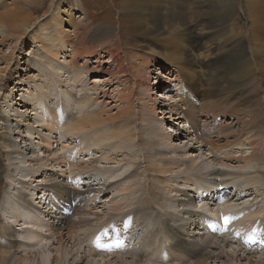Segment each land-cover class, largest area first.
Masks as SVG:
<instances>
[{"label": "bare ground", "instance_id": "6f19581e", "mask_svg": "<svg viewBox=\"0 0 264 264\" xmlns=\"http://www.w3.org/2000/svg\"><path fill=\"white\" fill-rule=\"evenodd\" d=\"M42 1L43 0H21V2H17L13 0L10 5H6L7 7L5 8V4H0L1 7L4 8V11L0 13V29L7 30V34L5 33L2 38L3 42L8 41V38L14 36V33L16 32L21 33L20 35H15V37L19 39L21 35H25L26 30L30 28V25H33L34 27V24L36 23L32 22L34 18L31 17V12L33 13L35 11H39L41 9L40 2ZM53 1L54 0L50 1L48 8H55L53 7ZM189 1L190 0H127V5L125 4L122 10H120V13L118 12L119 16L117 27L119 29L118 32L121 31L120 28L122 27L124 30V37L128 36L124 39L122 44L121 42L120 44L129 50L136 51L137 56L141 58V62H144L147 58L151 60L155 59L157 62L163 61L165 64L174 67V69L179 68L180 75L182 74L190 78V81L188 80V84L186 86H181L180 89L178 88V96L180 98L179 102H181L180 104L184 108L180 109L181 111L178 110L176 112L177 116L175 121L180 124L181 120H184L183 122H186L189 125L187 132H189L188 134L192 138L190 141H195L194 144L199 143V148L197 146L194 152H190L191 147H187V145L181 148L180 146H173V141H170L171 137L165 135L166 130H168L167 126H164L165 129H162L163 126L160 128V124L163 125L166 120L170 119L168 116L169 111H167L169 109H167L168 106L156 109L152 116L151 109L156 105V102L152 101L151 103L149 101H140V107H138L136 111L132 106L131 107L133 109L129 108V106L124 109L121 107V109H118L112 116L106 117L105 115V117H103L102 111L95 112L96 109L94 110V107H97V104H93L94 106L92 105V94H88L89 88H87L86 82L84 83V81H82V78L87 73L86 68L78 67L76 68L77 72H72V70L69 72V69L63 70V62L58 63L55 58L48 56L47 54H45V58L47 59L46 65L49 66L51 61L54 65H56V67L50 70L52 78H55V84L60 82L59 78L62 77L61 75H76L75 77L77 80L74 81L73 85L69 86L74 87L75 85H78L82 87L80 90L82 95H80L76 101L77 112H81V114L79 117H72L68 121L60 124L55 123L57 119L68 113L66 107L69 105L68 97L70 96L67 95L68 92H66V89H60V91L56 94V103L54 102L56 104L57 116H48V114H51L53 111L50 110L51 107L49 105L43 102L46 100L47 96L41 94L39 95L38 100L37 94L34 95V100L40 103L39 112H41V114H34V122L38 124V127L40 128L45 127L50 133H57L59 138H62V140L67 137H77L80 134L82 135L84 131L86 133V130L91 129L95 134H97L96 137L97 139H100L99 142H107L112 145L113 148L111 151H114L112 152L113 154L115 152H119L123 148L130 149L132 145L138 144L139 150L141 151L140 154L142 153L140 157L143 158V162L142 160H139V164L141 166L143 165L141 167L142 173L146 171L147 174H149L152 178L151 181L153 185L157 182L162 184V175L172 172L173 170L171 167L176 166L175 168H180V171L178 172V179L183 180L184 178V180H189V177L191 176L195 179L201 180L202 183H216V185H211L209 188L214 189L215 193L212 194L217 195L216 190L218 188L222 187L223 189L229 187V194L233 191V193L237 194L240 199L242 197L248 198V196L251 195L249 192L250 189H252L250 191L253 193V186L256 190L257 188L259 190L262 186L259 178L264 169V149L262 150L261 155V149L257 146V140L264 138V116L259 118L258 115L254 113V109L250 107V103H248V105L246 104L245 107H242L243 95H241V93H245L243 88H245V90L246 88L251 89V93H254V91L252 92V89L256 86L260 87L261 82L264 81V68L261 74L259 73V76L255 74L256 69H258L257 61L255 60L254 65L251 63V52H246V49L242 44V39L236 38L231 29H228V27L232 24L231 22L234 20L239 21V17L242 14V7L236 3L237 0H192L194 3L197 2L200 4H197L198 7L194 5L196 7H193L194 10L197 8L198 11L204 9V12L201 11V14L198 12L199 15L195 12L197 19L190 22L188 20V15L190 14L191 9H189L190 7L187 8ZM251 1L250 7L248 6L254 17L251 22L254 23L255 27H257L255 23L258 22V19H261L263 20V25H260L264 28V0ZM25 9H30V11H26ZM191 12H193V10ZM60 14L61 12L59 9L56 13H53V15H47V13H44L43 16L47 20L40 25V36H43L46 40L42 39V41L55 44L52 48L49 47L53 49L52 55L58 53L60 54L58 55V58H63L62 54L65 55V53L69 51L67 47L72 48L74 54L77 56H91L97 50H104L105 52L112 54L111 62H118L119 55L115 52H120L123 48L117 47L116 51H113L112 49L117 45L118 41H120L117 30L109 25H96L95 27H92L91 24L84 25L82 23H78V25H74L72 31L73 37L70 39V36H68L65 32L63 33L58 30L55 31L54 29L57 28V22L61 24L59 17ZM202 26L203 28H209V30L212 29L210 30V34L197 35L195 32L196 29H199ZM215 30L219 32L215 33ZM254 30L256 31V29ZM255 31H253V33ZM259 32L256 34L259 35ZM155 40L157 41L155 42ZM210 40L217 42L216 44L211 43ZM2 41H0V43ZM207 43L212 45V47H209L208 49ZM153 44H156L161 50L152 51L151 49L153 48ZM256 45L257 44H255V46ZM150 46L152 47L150 50L147 49V51H143ZM15 50H17L16 45L11 48L10 54L7 56L8 61L14 55ZM195 50H197L196 52L199 54H202L203 51H205V53H222L223 51L224 57L226 58L214 56L213 60L210 62L199 63L196 60L197 55L193 54ZM256 55L253 51L252 57L254 58ZM1 56L2 55L0 53V59ZM229 56L231 58L234 57L235 60L237 59L238 64H236V66L235 64H228L229 60L227 58ZM75 62L76 60L74 59L73 63ZM260 63L259 65H263ZM256 64L257 68H255ZM239 66H241L242 69H239ZM236 67L239 69V72ZM230 69L235 70L236 73L234 74ZM205 75L207 76L205 77ZM203 77H205V79H203ZM151 80L152 79H147L146 82H150ZM203 80H206V85L202 83ZM196 84H200L201 87L205 86L204 93L201 95H198L197 93L195 94ZM97 89H94L93 92L96 93ZM250 98L251 96H248L246 99L252 101ZM118 101L120 103H127L129 102V99L125 97L123 98V96L120 95ZM168 101H170V99ZM219 104L228 105L230 108L228 109L227 114L234 116L233 121L228 124L229 126L224 130V133L222 132V135L220 133L221 136L219 137L214 136L213 140H208L209 138L206 139L205 137H201V135L199 136L201 133H198L197 131L195 134L196 120L199 119V117H204L209 108H211L212 112H214L215 117L219 116V113H217L219 109H217V106ZM170 105L172 108L178 107L177 104H172L171 101ZM92 108L93 110H91ZM226 108L227 106L225 109ZM179 112H181V114H179ZM236 123L238 125L240 123L239 129L237 130L234 129ZM172 124L176 125L175 122ZM202 124L204 125V123ZM1 133L0 160L2 158H8L11 154H22L15 144V140L12 141L11 136H9V128L7 126L1 130ZM192 133H194V135ZM234 142H238L239 146H243V143L246 142V144L251 148L250 153L248 155H233L231 149L227 147L233 145ZM255 142L257 147L254 145ZM107 145L108 144H106L105 147H107ZM201 146H207L206 148L210 150L213 155H218L219 152H225L223 153L224 159L220 162H216L217 156L213 157L210 153L208 154V158H201ZM258 149H260V151H258ZM139 150L137 151L139 152ZM30 153H33V151ZM171 153H173L172 156H175L176 159H174V157L166 158L167 155ZM151 159L153 161H151ZM52 160L57 167L68 166L69 169L75 168L80 172L95 169L92 164L87 165L85 162L76 164L74 160L67 162H64V160L59 161L55 158ZM46 166L53 168L52 163L47 164L42 162L37 167L46 168ZM143 169L145 171H143ZM1 170L2 165L0 164V187L3 180V172H1ZM74 173L75 170H70L69 175L72 176V180L74 179V181H77L79 176L77 174L73 175ZM100 173H103L104 175V172ZM100 173H98L99 176ZM51 175L54 176V178H50L48 180V187L55 190L59 195L61 194L64 199H62V205L60 208L57 209L58 215L56 217L57 219L54 220L55 224L54 221L52 222L54 227L51 232L55 234L57 240V255L51 259L53 264H117V262L118 264H123V262H126L129 258L132 260V264H143L145 262V257L138 245L137 248H132H136L134 249L135 256L127 250L126 244H129V250H131L130 245H132L128 242L127 236L126 238H122L124 243L121 245L118 244V248L117 243H119L118 241L120 240L118 235H116V238H114L112 242L105 243L102 241L98 244L100 237L96 234H98L101 230L102 225L105 223L104 220L98 217L96 219V223L92 224V220L85 218L83 215V213H86L87 210L83 211L84 207L81 206L83 198L81 199L82 194L77 191L78 189L76 190L75 187L71 188L67 185L65 180L62 179V177H59L61 175ZM153 175H155L156 178H154ZM176 190V193L179 194L177 197H180L177 199L176 194L173 195V198H176L173 202H179V207H181L180 214H182L181 217H177L175 215V208L173 206L169 205L172 212H166L163 208L158 207L156 203L153 202L158 198V196L155 195L152 190L145 191V195L142 198L144 205L137 203L138 207H140L138 209L142 210L145 207L151 208L153 205L154 210L162 213L167 219V226L170 225L169 223H172L170 228L173 234L171 231L170 232L174 236V239L171 240L173 241L171 243L172 249H170L172 250L171 254L178 252L180 254L183 253V255H187L188 259L190 258V264L217 263L220 260L230 264H235L238 261H245L247 264H264L263 259H257L252 262L249 259L250 253H246L243 257V255L239 253L240 250L236 251V249H234L231 250L230 253L225 251L227 243L230 241H228L230 237L234 240V242L241 241L244 244L247 242L246 245H248V242L252 241L254 236L261 230V225H264L263 208L253 214L252 212L249 213V207H247L244 212L242 208V212H240L241 209H239V211L237 205L232 204L231 206L218 207L217 209L206 208L205 204L201 205L200 203L199 207H193V200H191L187 194H183L184 191L182 192V189L178 188ZM90 197L93 196L91 195ZM163 197L164 196L161 195L159 199H163ZM255 197L252 200H255ZM262 197L264 198V194ZM240 199H237L236 201H239ZM93 201V198H90V202L88 201L84 203L85 207H89L90 203ZM0 202H3V199H1ZM134 208L137 209L136 206ZM118 209L119 207L116 206L111 210L115 213L116 211H119ZM205 210H207L206 213ZM204 213L205 216L203 215ZM16 214H18V212L14 214V217H16ZM192 214L197 215L199 220L191 221L192 219H190V217ZM74 215H77V217L75 216L76 218H73ZM143 215L145 216V214ZM208 215L210 218L206 217ZM216 215H220L222 217L221 231L211 234L207 225L213 221L215 223V219L218 218ZM19 217L21 216L19 215ZM194 221L198 223L195 224ZM217 223H219V219L217 220ZM199 224L201 225L200 227ZM173 225H177L178 228L175 227L176 229H174ZM166 228L167 227H165V229ZM91 229H93V231ZM0 231L4 235L3 240L0 239V264H19L18 260L20 257H17V252L14 249L15 241L12 238L13 233L11 228L9 229L8 226H0ZM87 231H92V233L90 232V235H84L83 233ZM136 233H133V235L136 236ZM158 233V231L142 233L143 235H140L139 239H143L142 244L146 246V249L155 251L153 254L155 257L163 259L164 254L161 253V245L158 248V241L155 243L154 239V235ZM102 234H106V232H102ZM34 237L39 238L40 235H35ZM100 239L102 240L103 238ZM258 239H260V245H262L261 237H258ZM39 241L45 243L43 238H39ZM90 241H92L93 244L91 246H86ZM65 242L66 244H64ZM223 243H226V245ZM85 246L87 247V250H85ZM115 249L122 252L124 251L126 254H115ZM127 252L130 254H127ZM82 253L93 257L101 256L106 253V255H110L112 259H105V257L99 259V261L97 260V262L90 260L84 261L83 258L86 257H83L85 254L81 256ZM88 255L86 256L88 257ZM120 255H123V257H116ZM124 255L126 257H124ZM165 258L169 261L170 257L167 255Z\"/></svg>", "mask_w": 264, "mask_h": 264}, {"label": "rangeland", "instance_id": "374dc122", "mask_svg": "<svg viewBox=\"0 0 264 264\" xmlns=\"http://www.w3.org/2000/svg\"><path fill=\"white\" fill-rule=\"evenodd\" d=\"M11 1L13 0H0V4H5V8L10 5ZM15 1L21 2V0ZM50 1L51 0H43L40 2L41 9L33 13L31 12V17L34 18L32 22H35L36 24H34V27L33 25H30V28L26 30L25 35H21V37L23 36L22 38L20 37L17 39L15 35H20L21 33L16 32L14 33V36L8 38V41L3 42L2 38L5 33L7 34V30L0 29V41H2L0 43V53L2 55L0 59V137L2 134L1 130L7 126L9 128V136H11L12 141L15 140V144L19 148V151L22 152L20 155L11 154L8 156V158H2L0 160V164L2 165L1 172H3V180L0 187V200L3 199V202H0V226H8L9 229L11 228L13 233H11L12 238L15 241L14 249L17 252V257H20L18 260L19 264H53L51 259L57 255V240L55 234L51 231H53L52 228L55 224L54 220L57 219V209L62 205L63 198L61 194L59 195L55 190H52L50 187H48V180L50 178H54V176L51 174H56L58 176L61 175L59 177H62L67 185H69L71 188L75 187V189H78L77 191L82 194L81 199L83 198V201L81 206L84 207L83 211L87 210L88 212L83 213L85 218L92 220V224L96 223V219L98 217L104 220L105 223L102 225L98 234H96L97 236L99 235L100 238H103L102 240L99 238L98 244L102 241L105 243L112 242L113 239L116 238V235H118L120 238L118 241L119 243H117L118 248V244L121 245L124 243L122 238H126L127 236L128 242L132 244L130 245L131 250H129V244H126L127 250L135 256L134 249H136L138 245L145 257V262L143 264L191 263L190 258L188 259V256L183 255V253L180 254L176 252L171 254L172 250L170 249H172L171 243L173 242L171 240L174 239V236L172 235L173 232L170 228L172 223H169L170 225L167 226V219L162 213L156 212L153 205L151 208H143L144 211L142 209H138L140 207H138L137 203L144 205L142 198L144 197L146 190H152L153 193L158 196V198L153 202L156 203L158 207L163 208L164 211L172 212L169 207L173 206L175 208L174 213L177 217L182 216V214H180L181 207H179V202H173L176 198L178 199L180 197H177L179 194L176 193V189L178 188L182 189V192L184 191L183 194H187V196L193 200V207H199L200 203L201 205L205 204L206 208L217 209L218 207L231 206L232 204L237 205L238 210L241 209V211L239 210L240 212H242V208L244 212L246 208L249 207V213L252 212L253 214L257 213V211L262 208L264 209V198L262 197L264 194V169L261 172L259 178L262 184L261 188H259V190L257 188V191L253 186V193L250 191L252 189L249 188L251 195L249 194L250 196H248V198L242 197L240 199V197L233 193V191H231V194H229V187L223 189L222 187L218 188L216 190L217 195L212 194L215 193V191L214 189L212 190L209 188L211 185H216V183H202L201 180L195 179L191 176L189 177V180H184V178L183 180L178 179V172L180 171V168L177 169L175 168L176 166L171 167L173 170H171L172 172L162 175V184L157 182L153 185L151 181L152 178L149 176V174H147L144 169L143 171L145 172L142 173L141 167L143 165L141 166L139 164V160H142L143 162V158L140 157L142 153L140 154L141 151L139 150L138 144L132 145L130 149L123 148L119 152H115L113 154L112 152L114 151H111L113 148L112 145L107 142H99L100 139H97V134H95L91 129L86 130V133L84 131V134L82 133V135L80 134L77 137H67L62 140V138H59L57 133L53 134L50 133L45 127H38V124L34 122V114H41V112H39L40 103L36 102L33 98L35 94H37L38 100L39 95L41 94L47 96L46 100L43 102L49 105L51 107L50 110L53 111L51 114H48V116H57L55 104L56 94L60 91V89H66V92H68L67 95L70 96L68 97L69 105L66 107L68 113L57 119L55 121L57 124L68 121L75 116L79 117L81 114V112H77L76 101L80 95H82V92L80 91L82 87L78 85H75L74 87L69 86L73 85L74 81L77 80L75 77L76 75H61L62 77L59 78L60 82L55 84V78H52L50 70L56 67V65H54L52 61V63L50 62L49 66L46 65L47 59L45 58V54H47L48 56L55 58L58 63L63 62V70L69 69V72H71V70L72 72H77L76 68L78 67L86 68L87 73L82 78V81H84V83L86 82L87 88H89L88 94H92V105L97 104V107H94V110L96 109L95 112L102 111L103 117H105V115L106 117L112 116L117 112L118 109H121V107L123 109L128 106L129 108L133 107L136 111V109L140 107V101H149L151 103L153 101L156 102V105L151 109V115L154 114L156 109H161L166 106H168L167 109L169 108L167 111H169L168 116L170 119L166 120L163 125L160 124V128L163 126L162 129H165L164 126H167L168 130H166L165 135L171 137L170 141H173L172 145L180 146V148L187 145V147H191L190 152H194L197 146L199 148V143L194 144L195 141H190L192 138L188 134L189 132H187L189 125L186 122H183L184 120H181L180 124L179 122L175 121L177 116L176 112L178 110L181 111L180 109L184 108L181 106V102H179L180 98L178 96V91L181 86H186L188 84V80L190 81V78L182 74L180 75L179 68L174 69V67L165 64L163 61L157 62L155 59L151 60L147 58V60L141 62V58L137 56L136 51L129 50L125 46L121 45L124 39H126L128 36L124 37V30L122 27L120 28L121 31L118 32L119 29L117 27V21L120 10H122L124 5L127 3V0H54L53 7L55 8L51 9L48 8ZM189 2L187 4V8L190 7L189 9H191V11L193 10V12L190 11V14L188 15V20L190 22L194 19H197V15L201 14V11L204 12V9L198 11L197 8L196 11L193 7L197 6L198 3H194L192 0ZM250 2L252 1H236V3L242 7V14L239 17V21H232V24L228 27V29H231L236 38L242 39V44L246 49V52H251V63L254 65L255 60L257 61L258 69H256L255 74L259 76V73L261 74L264 68V28L261 27V25H263V20L261 19H258V22L255 23L257 27H255L254 23L251 22L254 17L249 9ZM4 8L0 5V13L4 11ZM30 9L25 10L30 11ZM58 9L61 12L59 16L61 24L57 22V28L54 29L55 31L58 30L62 31L63 33L65 32L68 36H70V39L73 37V27L74 25H78V23H82L84 25L91 24L92 27H95L96 25H109L117 30L120 41H118L117 45L112 49L113 51H116L117 47L123 48V50H120V52H115L117 55H119L118 62H111L112 54L105 52L104 50H97L91 56H77L74 54L72 48L67 47L69 51L65 53V55L62 54L63 58H58V55H60L58 53L52 55L53 49L51 48L55 44L42 41V39H45L43 36H40V25H42L47 20L43 16L44 13H47V15H53V13H56ZM198 12L200 13L198 14ZM254 29H256V31ZM208 30L209 28H203L202 26L199 29H196L195 32L197 35H208L212 29L209 31ZM253 31L255 32L253 33ZM217 32L219 31L215 30V33ZM257 32H259L261 35L256 34ZM253 39L254 43L256 42L255 44H257L256 46L253 43ZM156 41L157 40H155V42ZM210 41L211 43L215 44L217 42L212 40ZM207 44L206 45L208 46V49L209 47H212V45L209 43ZM15 45L17 50L14 51V55L8 61L7 56L10 54L11 48ZM151 48L152 47L150 46L143 51H147V49L150 50ZM151 50L158 51L161 49L158 48L156 44H153V48ZM196 51L197 50H195L193 54L197 55L196 60L199 63L210 62L213 60L214 56L226 58L224 57L223 51L222 53H205V51H203L202 54H199ZM253 51L255 55L257 54V58L252 57ZM74 59L76 60L75 63H73ZM227 59L229 60V65L235 64L236 66V64H238L237 59L235 60L234 57L231 58L229 56ZM259 63L263 65H259ZM255 68H257V64ZM236 69L239 72V69H242V67L239 66V69L237 67ZM230 70L234 74L236 73L235 70ZM206 76L207 75H205V77ZM205 77H203V79H205ZM147 79L152 80L150 82H146ZM202 83L206 85V80H203ZM204 87L205 86L201 87L200 84H196L195 94L197 93L198 95H201L204 93ZM94 89H97L96 93L93 92ZM253 89L252 92L254 91V93H251V89L246 88L245 90V88H243L246 94L244 92L241 93V95H243L242 107H245L246 104L248 105V103H250L249 105L254 109V113L257 114L259 118H261L264 116V81L261 82L260 87L256 86ZM120 95H122L123 98H128L129 102L120 103L118 101ZM248 96H251L250 100L252 101L246 99ZM169 99L172 104H177L178 107H170L171 105L170 101H168ZM252 105L255 106L253 107ZM226 106L227 108L225 109ZM229 108L230 107L228 105L219 104L217 106V113H219V116H216L218 118L214 116V112H212L211 108H209V111L207 110V113L204 117H199V119L196 120L197 127L195 125V134L197 131L198 133H201L199 136L201 135V137H205L206 139L209 138L208 140H213L214 136H221L222 132L224 133V130L229 126L228 124L232 122L234 118L233 115L227 114ZM91 110H93V108ZM179 114H181V112H179ZM174 122L176 125L172 124ZM199 122L201 124L204 123V125H201ZM239 125L236 123L234 129H239ZM134 129L137 130L136 128ZM192 134L194 135V133ZM106 144H110L109 147L108 145L105 147ZM257 144L258 148L261 149V151L260 149H258V151H260L262 155V150L264 149V138L257 140ZM254 145L256 146V142ZM206 147L201 146L200 153L201 158L203 159L208 158L209 153L213 155V153ZM227 148L231 149L233 155H248L251 150L246 142L243 143V146H239L238 142H234L233 145H230ZM137 150H139V152ZM31 151H33V153H30ZM223 153L219 152L218 155H213V157L217 156L216 162H220L222 159H224ZM172 155L173 153L168 154L166 158L174 157V159H176V157ZM54 158L58 159L59 161L64 160V162L74 160L76 164L85 162L87 165L92 164L95 169H88L89 171L80 172L75 168L69 169L68 166L57 167L52 160ZM151 161L153 160L151 159ZM41 162L47 164L52 163L53 168L48 166H46V168H38L37 166L40 165ZM70 170H75L73 175L77 174L79 176L77 181H74V179L72 180V176L69 175ZM100 172H104V175ZM98 173H100V176ZM153 177L156 178L155 175H153ZM254 191L258 193H255ZM175 194L176 198L174 199L173 195ZM91 195L93 197H90ZM161 195L164 196L163 199H159ZM254 197L256 199L252 200ZM90 198H93L94 201L90 203L89 207H85L84 203L88 201L90 202ZM223 198L226 199V202L223 200ZM237 199L240 200L236 201ZM4 201L7 204H5ZM253 205H257L256 208ZM116 206L119 207V211L114 213L111 209ZM135 206L137 209L134 208ZM88 209H91L90 212ZM206 211L207 210H205V213ZM17 212L21 217H19L18 214H16V217H14V214ZM205 213L203 214L204 216ZM143 214H145L146 217ZM75 216L77 217V215H74L73 218H76ZM216 216L218 217V215ZM206 217H209V215ZM190 219H192L191 221L199 220L195 214H192ZM217 220L218 218L215 219L216 223ZM53 221L54 224H52ZM194 222L195 224L198 223L196 221ZM173 226L174 229H176L175 227H177V225ZM200 226L201 225L199 224V227ZM263 226L264 225H261V230L257 235L254 236L252 241L248 242V245H246L247 242L245 244L241 241L234 242V240L230 237V239H228V241L230 240L229 243L226 242L227 250L225 249V251L230 253V251L234 249H236V251L240 250L239 253L242 254L243 257L246 253H250V257H247H249L252 262L257 259L264 260ZM165 227H167V230ZM91 230L93 231V229ZM92 231L90 232L92 233ZM149 231L159 232L158 234L154 235V239L155 243L158 241V248L161 245V253L164 254L163 259H158L155 257L153 255L155 251L146 249V246L142 244L143 239H139V236L143 235L142 233H149ZM90 232L87 231L83 234L90 235ZM102 232H106V234H102ZM133 233H136V236H134ZM33 235H40L39 238H43L45 243H42L39 241V238H35ZM258 237H261V242H263L262 245H260V239H258ZM3 238L4 235L0 231V239L3 240ZM226 243L223 244L226 245ZM64 244H66V242ZM92 244V241H90L87 245H85L91 246ZM86 246L85 250H87ZM133 247L136 248L132 249ZM115 251V254L117 253L118 255L125 253L124 251L122 252L116 249ZM129 252H127V254ZM166 253L170 257L169 261L165 258L167 256ZM84 254L85 253H82L81 256ZM86 255L88 254L83 256L86 258L82 257L84 261L90 260L97 262V260L99 261V259L105 257V259H112V257L110 255L107 256L106 253L96 257L91 255H88L87 257ZM116 257L121 258L123 255ZM124 257L126 256L124 255ZM123 264H132V260L129 258L126 262H123ZM207 264L230 263L220 260L217 263L212 262ZM235 264L247 263L245 261H238Z\"/></svg>", "mask_w": 264, "mask_h": 264}, {"label": "clouds", "instance_id": "9594fccd", "mask_svg": "<svg viewBox=\"0 0 264 264\" xmlns=\"http://www.w3.org/2000/svg\"><path fill=\"white\" fill-rule=\"evenodd\" d=\"M195 199V198H194Z\"/></svg>", "mask_w": 264, "mask_h": 264}]
</instances>
